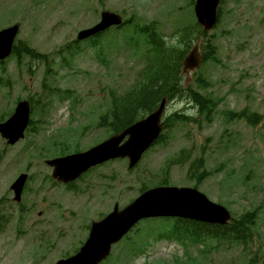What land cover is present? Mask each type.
<instances>
[{
    "label": "rangeland",
    "instance_id": "374dc122",
    "mask_svg": "<svg viewBox=\"0 0 264 264\" xmlns=\"http://www.w3.org/2000/svg\"><path fill=\"white\" fill-rule=\"evenodd\" d=\"M55 1L0 0V15L1 10L4 13L9 8L13 15L10 23L22 25L19 39L43 53L42 55H50L54 60L51 75L47 76L46 69L42 68L35 79L30 80L26 72H23L21 87L15 85L9 97H5L8 90L0 92V117L9 110H14V101L18 97L25 99L28 96L41 95L43 82L48 77L47 85L50 88L78 95L79 102L74 109L77 122L72 127H88V134L85 133L83 139L79 140V148L86 151L99 144L102 139L104 141L108 138L107 131L99 129L98 122H95L98 117L93 115H103L105 109H108L103 103L108 97L109 89L116 90L121 96L135 83L125 74L128 73L125 68L128 61L126 53L122 54L127 36H133L127 29L117 36L110 33L103 36L99 43L117 47L119 52L111 51L108 45L103 47L106 54L103 63L100 61L103 59V52L96 53L95 47L91 48V51L84 48L81 53L73 51L83 48L78 46L64 53L70 63L69 69L62 67V58L56 53L71 45L80 31L94 25L100 13L105 10L126 12L127 19L131 16L140 17L141 25L157 21L163 25V36L168 38L175 29L172 25L169 26L165 17H175L180 21L192 20L190 3L194 0H180V5L177 6H165L171 4L172 0H103V8L100 0H91L89 4H92L93 11L88 9L87 1L85 3L84 0H63L59 9L63 15L62 20L58 12H52L51 9L49 11ZM23 5L26 6V12L24 16L19 17V9L22 12ZM7 22L0 16L1 24ZM218 25L216 31L210 35H215L212 45L216 49L215 57L219 62H209L198 75L192 77V83H196L199 75L204 76L210 83L207 91L213 93L215 100H220L212 122L204 124L203 129L176 128L172 133H167L165 142L152 150L136 170L129 172L127 161L107 164L78 185L79 190L74 200L68 198L65 191L62 193L60 187L40 190L45 181L34 178L30 185L32 189L25 197V208L32 209V212L26 215L23 225H19V207L11 203L13 196L10 195V186L22 170L32 177H36L40 170L47 174L41 162H33L37 167L30 164L28 152L30 144L45 141V135L30 134L25 140L27 142L14 148L6 146L0 139V210L6 218L11 217V226L7 233L0 235V264H55L67 253L74 252L80 242L88 236L86 231L93 219L75 215H84L93 210L90 217L98 220L100 216L111 213L116 204L121 209L126 207L140 194L141 183L147 181L148 185H157L168 171L167 165L173 158L178 159L182 151L191 152L192 160L184 167H173L167 174L171 180L168 184L193 188L196 179L190 178V163L196 158H203L208 179L201 184L200 192L210 201L226 206L237 216L261 208L258 229L264 236V120L258 126H251L240 119L229 121L225 115L228 111H246L248 115L258 113L264 117V0H226L221 6ZM94 42L90 40L89 44ZM106 61L108 67L105 66ZM132 67L139 69L140 66L134 62ZM14 68V64L8 66L11 75L17 79ZM84 72H87L89 77H83ZM53 74L57 76L52 78ZM0 77L3 81L8 79L6 75L0 74ZM26 86L27 90L24 91ZM46 96L45 98H50L46 109L49 113V130L59 132L68 126V110L73 109L71 102L68 100L62 103L57 96ZM176 112L188 115L196 113L184 102H174L168 106V117ZM35 120L38 127L45 126H41L39 116H36ZM186 134H189L188 138ZM88 184L95 185L96 199L90 205L89 195L81 197L80 192V189H86ZM100 185H103V190ZM102 192L103 209L100 210L99 195ZM41 205L46 206L45 211H42ZM40 211L43 213L42 217H38ZM57 213L59 217H56ZM162 221L165 220L156 222ZM165 224L171 223L166 221ZM139 225L145 229L144 225L153 224L144 221ZM133 240L138 241L139 238L133 234ZM42 242L45 244L42 248L46 244L48 248L33 256L32 251L39 250ZM151 242L153 244L147 248L146 254L137 258L131 257L132 255L121 256L118 264H173L175 258L183 259L181 264H185L186 256L180 245L163 240ZM120 248L121 246L114 248L113 253L120 254ZM44 253L47 256L43 259ZM237 254L234 253L230 262L240 264L236 258ZM190 255L197 257L198 253L192 250ZM221 255L228 260L232 252Z\"/></svg>",
    "mask_w": 264,
    "mask_h": 264
},
{
    "label": "water",
    "instance_id": "95a60500",
    "mask_svg": "<svg viewBox=\"0 0 264 264\" xmlns=\"http://www.w3.org/2000/svg\"><path fill=\"white\" fill-rule=\"evenodd\" d=\"M219 0H199L196 12L201 24L206 30H210L216 23V8ZM115 21L111 16H104L101 27H105ZM116 23V22H115ZM119 24V22H117ZM83 38V37H81ZM11 42L7 43L0 37V58L9 54ZM201 57L198 47L186 58L184 71H192L199 67ZM27 104H22L14 118L5 126L0 127V132L10 140L11 144L16 143L23 137L27 127L28 110ZM161 108L150 119L137 124L122 136L111 139L108 143L94 150L103 161L113 158H126L131 161L130 168H133L142 154L158 138L161 131L160 118ZM129 136V141L120 147L123 139ZM85 156H76L54 164L56 167V178L59 181L70 182L75 180L83 171L91 167L90 163L82 164ZM80 166H84L80 170ZM24 180H20L14 187L17 196H20ZM156 217H178L198 222L217 223L226 225L231 221L228 212L210 203L205 196L194 190L158 189L150 191L139 198L132 206L122 213L116 211L101 223L94 224L90 238L81 252L74 258L58 264H100L105 260L114 244H117L130 230L144 218Z\"/></svg>",
    "mask_w": 264,
    "mask_h": 264
},
{
    "label": "trees",
    "instance_id": "16d2710c",
    "mask_svg": "<svg viewBox=\"0 0 264 264\" xmlns=\"http://www.w3.org/2000/svg\"><path fill=\"white\" fill-rule=\"evenodd\" d=\"M181 49L158 47V64L155 68V74L151 77L150 85L145 88L144 93L148 97L141 99H116L114 109L118 112L114 114V123L112 124L113 133H121L133 122L143 118L145 112L155 110L164 98L174 99L181 89L182 64L190 48L191 39L186 38L181 43ZM28 55H32L28 53ZM165 69V70H164ZM135 94H139L136 92ZM194 103H199L204 107V103L199 95L191 96ZM121 113V114H118ZM260 216L257 212H248L243 216L236 218L228 227H210L207 225H191L193 223L181 221L182 225L163 228L160 231L162 236L167 233V238L178 239L190 244L202 245L204 252L211 249L219 251L225 247L229 250L243 249V253H248L253 246H259L258 238L261 235L257 230ZM166 231V232H165ZM203 252V253H204ZM243 254V255H244ZM244 260V258H243ZM261 260V248L255 252L250 264H258ZM214 261L211 259V263ZM244 263L246 261H243ZM260 264V263H259Z\"/></svg>",
    "mask_w": 264,
    "mask_h": 264
}]
</instances>
